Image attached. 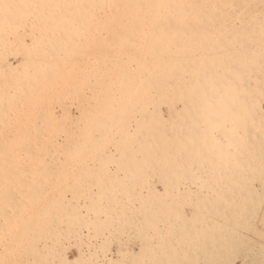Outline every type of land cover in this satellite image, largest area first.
<instances>
[{
	"label": "bare ground",
	"instance_id": "6f19581e",
	"mask_svg": "<svg viewBox=\"0 0 264 264\" xmlns=\"http://www.w3.org/2000/svg\"><path fill=\"white\" fill-rule=\"evenodd\" d=\"M263 201L264 0H0V264H234Z\"/></svg>",
	"mask_w": 264,
	"mask_h": 264
},
{
	"label": "rangeland",
	"instance_id": "374dc122",
	"mask_svg": "<svg viewBox=\"0 0 264 264\" xmlns=\"http://www.w3.org/2000/svg\"><path fill=\"white\" fill-rule=\"evenodd\" d=\"M29 43V42H28ZM14 64H16V63H18V60H16V62L14 61L13 62ZM60 102V103H59ZM59 102H57L58 104H60V105H62L63 104V101L61 100V101H59ZM62 103V104H61ZM72 112H73V114L75 113V111L72 109ZM60 115V114H59ZM110 167V169H111V171H112V169H113V171H112V173H115V168L111 165V166H109ZM62 172H63V174L65 173L64 171H61V172H53V175H54V183H58V182H60L59 181V179H60V176H63L62 175ZM57 176V178H58V180L57 179H55L56 178V176ZM57 180V181H56ZM56 181V182H55ZM156 188H157V190L158 191H163L162 190V187L160 186V185H156ZM68 197V199H71V200H73L72 199V196L71 195H68L67 196ZM74 201V200H73ZM261 205H262V207H261ZM261 205H260V209L258 208V210L256 211V214H255V216H257V218H258V220H256L257 218L255 217V220H254V215H253V217L251 218V222L249 223V224H253V228L256 230L257 229V227L258 228H260L259 230L260 231H262V233H263V231H264V201L261 203ZM82 206V207H81ZM80 207V208H79ZM78 208H79V213L81 214V216H85V209H84V207H83V202H82V200H80L79 202H78ZM261 210V211H260ZM83 211V212H82ZM84 213V214H83ZM253 220H254V222H253ZM258 224H257V223ZM256 223V224H255ZM255 224V225H254ZM251 225H249L250 226V228H252L251 227ZM259 225V226H258ZM257 226V227H256ZM261 226V227H260ZM251 229V231L253 232V230L254 229ZM262 229V230H261ZM74 230H75V228H74ZM76 230H77V228H76ZM75 230V231H76ZM259 230L257 229L256 230V234H254L255 232H253V234L254 235H252V232L250 233V230H248V234H246L245 232V230L244 231H242L241 232V236H240V238L242 239V241H241V239L239 238V242L240 243H238V252H239V254H235V256H234V258H233V263L234 264H247V263H251L257 256H259V254L261 253V250L260 249H262L261 247L264 245V243H263V238H264V233H263V235H262V233H261V235H260V232H259ZM79 231H81V233L80 234H82L84 231V233L80 236H77L78 234H71V236L69 237V239H67V240H65V238H63L62 240H61V244H59V246H60V248L58 249L59 250V252L61 251V253L62 254H67V259H68V261H72V260H74L76 257H78V250H79V248L80 249H82L83 251H86V252H84L85 254V256L86 257H90V258H92V256H93V258H92V260H95V261H99V259L98 258H102L104 255H108V254H110V252H115L117 249H118V247L117 246H119L118 244H120V245H122L123 244V249H122V247H120L121 248V250H124V251H130V249H131V252H137L138 251V247H139V244H138V241H136V239L135 238H131V236L133 237V233L131 232V234H129L128 236H124V237H122L123 239H121V237H118V238H120V240L119 241H117L116 239V241L113 239V237L112 238H110V240H108L109 241V244L108 245H105L106 244V242H102V244H101V242L97 245V247L95 246L94 248H89L88 247V244L87 243H89V242H92V241H94V239H95V237H94V235L92 234V231L90 230V229H87V228H84L83 229V227H81V228H79V230L78 231H76V233H78ZM244 232V233H243ZM258 232H259V234H258ZM243 233V234H242ZM245 234V235H244ZM73 235H75V236H73ZM85 235V237L83 238V236ZM248 235V236H247ZM249 235H250V237H249ZM258 237H256V236ZM242 236H244V237H242ZM80 237V238H79ZM126 237V238H125ZM128 237V238H127ZM251 237H253V238H251ZM262 237V238H261ZM72 238H73V240H72ZM87 238V239H86ZM117 238V239H118ZM129 238H131L130 240H129ZM256 238H257V241H256ZM77 239H78V241H77ZM81 239V240H80ZM127 239L129 240V241H127ZM246 239H247V241H246ZM252 239V240H251ZM81 242H80V241ZM86 240H88V241H86ZM125 240H126V243H125ZM244 240V241H243ZM68 241V242H67ZM72 241V242H71ZM76 243H75V242ZM108 241H107V243H108ZM122 241H123V243H122ZM255 242L254 243V245H256L255 247L256 248H253L252 247V245H250V242H251V244L253 243V242ZM260 241V242H259ZM64 242V243H63ZM83 242H84V244H83ZM87 242V243H86ZM111 242V243H110ZM241 242H242V244H241ZM248 242H249V245H248ZM115 243V244H114ZM118 243V244H117ZM125 243V244H124ZM127 243H128V245H127ZM236 243V244H237ZM247 243V244H246ZM72 244V245H71ZM259 244V245H258ZM86 245V246H85ZM104 245V246H103ZM248 247H246V246ZM253 245V246H254ZM259 247H258V246ZM115 247H117L116 249H115ZM126 247H128V248H126V250H125V248ZM241 247V248H240ZM258 247V248H257ZM78 248V249H77ZM105 248H107V250L105 249ZM119 248V249H120ZM244 248V249H243ZM250 248H253V250H250ZM95 251H94V250ZM96 249H98V251L96 250ZM137 249V250H136ZM242 249V250H241ZM256 249V250H255ZM101 250V251H100ZM258 250V251H257ZM89 251V252H88ZM91 251V252H90ZM107 251V252H106ZM252 251V252H251ZM102 252V253H101ZM109 252V253H108ZM240 252H242V253H240ZM245 252V253H244ZM248 252H251V254L250 253H248ZM258 252H260V253H258ZM99 255H98V254ZM108 253V254H107ZM247 253V254H246ZM254 253V255H255V257H254V255H252ZM255 253H257V254H255ZM88 254H90V255H88ZM95 254V255H94ZM241 254V255H240ZM92 255V256H91ZM102 256V257H101ZM98 259V260H97ZM246 259V260H245ZM52 262V264H66V263H64L63 261H61V260H59V259H55V260H52L51 261ZM247 262V263H246ZM249 263V264H250Z\"/></svg>",
	"mask_w": 264,
	"mask_h": 264
}]
</instances>
